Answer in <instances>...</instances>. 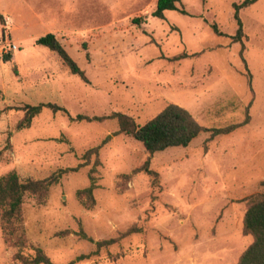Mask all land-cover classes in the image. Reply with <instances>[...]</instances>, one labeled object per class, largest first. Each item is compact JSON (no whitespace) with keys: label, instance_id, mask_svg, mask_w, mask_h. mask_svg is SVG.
Wrapping results in <instances>:
<instances>
[{"label":"rangeland","instance_id":"obj_1","mask_svg":"<svg viewBox=\"0 0 264 264\" xmlns=\"http://www.w3.org/2000/svg\"><path fill=\"white\" fill-rule=\"evenodd\" d=\"M243 1L182 0L160 19L158 0H0V177L66 171L26 198L20 246L5 241L0 216V264H25L39 249L55 264L238 263L253 241L243 231L247 200L263 192L264 179V0L240 11L242 55L232 37L234 4ZM51 10L61 20L46 29L36 15ZM48 33L89 83L37 43ZM47 103L67 113L44 107L20 127L27 105ZM171 103L209 129L249 121L150 155L119 132L117 118H105L123 113L144 125ZM149 159L158 176L138 171ZM91 174L95 201L86 207L77 192ZM82 231L115 242L97 250Z\"/></svg>","mask_w":264,"mask_h":264},{"label":"trees","instance_id":"obj_2","mask_svg":"<svg viewBox=\"0 0 264 264\" xmlns=\"http://www.w3.org/2000/svg\"><path fill=\"white\" fill-rule=\"evenodd\" d=\"M181 1L182 0H158L157 7L153 12V15L157 18L164 19L166 11H180L179 4H181ZM256 2H258V0H244L241 4H234L238 29L232 38L235 43H240L242 45V55L244 50V39L246 36L244 33L243 21L240 17V11ZM181 11L186 13L184 9H181ZM0 18L3 19L1 14ZM134 22L135 24L140 23L139 19H135ZM212 27L217 35H223L219 31L216 24H213ZM37 43L58 54L64 66H66L71 73L80 76L81 79L89 83L85 70L82 69L77 61L69 54L61 41L57 38L56 34L48 33L37 39ZM10 58V55L5 56L7 61ZM243 60L246 63L244 57ZM44 107L67 113L66 109L52 103L27 105V113L25 119L20 124V127L24 128L26 126H30L33 118L40 114ZM105 118H117L120 125L119 132L130 135L134 139L140 141L150 155L165 151L169 148L187 147L195 138L206 131L211 132L210 138L230 134L238 128L246 125L249 121L248 115L241 123L232 124L223 128L209 129L201 125L188 109L175 103L167 105L160 113L147 121L144 125H138L132 117L123 113H114L113 115ZM86 119L101 120L102 117L89 118L88 116L79 115L76 118V120L79 121ZM101 147L102 145H99L88 150L84 154V158H88L92 154L98 155ZM149 166L150 159L147 160L145 165L138 171H146L150 175L158 176V173L152 170ZM79 167L74 168L73 170L76 171ZM65 172V170H61L60 172L54 173L50 177L42 180H34L31 178L21 180L16 171H11L0 177V216L4 239L7 243L15 246H20V244H22L16 224L21 221L20 217L23 212V205L26 198L28 196H35L44 193L49 189V187L58 183ZM90 179V186L77 192L80 201L86 207H92L95 201L93 195L96 188L95 177L91 174ZM261 184L263 192L250 196L247 200L248 204L243 220V231L246 235H251L253 237V241L243 252L237 264H264V179ZM80 235L88 241L94 243L98 248L97 250L115 242V239L96 241L93 238L88 237L83 231L80 232ZM85 257L86 256H80L77 260H81ZM74 263L75 261H72L68 264ZM25 264L55 263H53L50 258L39 249L37 255L33 259H25Z\"/></svg>","mask_w":264,"mask_h":264},{"label":"crops","instance_id":"obj_3","mask_svg":"<svg viewBox=\"0 0 264 264\" xmlns=\"http://www.w3.org/2000/svg\"><path fill=\"white\" fill-rule=\"evenodd\" d=\"M47 14L48 15H46V14L45 15H41V14H37L36 15V16H38L39 24L41 25V22H45V24H43L42 26L46 27V29L47 28L51 29V28H54V27L58 26L59 25V21L61 20L60 16L57 15V14H53L52 10L49 11Z\"/></svg>","mask_w":264,"mask_h":264}]
</instances>
